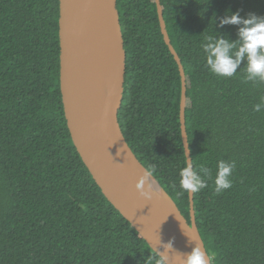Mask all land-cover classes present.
Instances as JSON below:
<instances>
[{"label":"trees","instance_id":"trees-1","mask_svg":"<svg viewBox=\"0 0 264 264\" xmlns=\"http://www.w3.org/2000/svg\"><path fill=\"white\" fill-rule=\"evenodd\" d=\"M187 76L193 168L211 170L194 193L212 264H264V83L206 65L209 35L238 41L227 14L264 17V0H161ZM126 50L118 117L125 138L190 221L182 141L181 75L156 0H117ZM59 0H0V264H156L146 240L103 194L73 143L60 88ZM235 162L217 194L218 161Z\"/></svg>","mask_w":264,"mask_h":264},{"label":"water","instance_id":"water-1","mask_svg":"<svg viewBox=\"0 0 264 264\" xmlns=\"http://www.w3.org/2000/svg\"><path fill=\"white\" fill-rule=\"evenodd\" d=\"M60 88L68 128L84 164L109 202L119 210L166 264H185L196 244L208 253L199 231L194 193L190 221L159 180L139 160L125 135L119 111L124 97L126 50L117 0H59ZM165 43L181 75L180 121L187 163L193 165L186 126L187 76L171 43L161 0H156ZM150 172L148 181L144 173ZM151 184L153 196L137 184ZM171 243V248L167 245Z\"/></svg>","mask_w":264,"mask_h":264},{"label":"clouds","instance_id":"clouds-1","mask_svg":"<svg viewBox=\"0 0 264 264\" xmlns=\"http://www.w3.org/2000/svg\"><path fill=\"white\" fill-rule=\"evenodd\" d=\"M238 25V41H231L224 35L205 37L202 44L206 58V65L209 70L219 77H233L242 63L245 73L244 82L264 83V17L256 14H249L242 17L239 12L227 14L219 20V26ZM254 111L264 110V97L260 98V103L254 105ZM235 162L220 160L216 166L215 192L217 194L231 188V176L235 168ZM150 172L144 173V181H148ZM179 187L189 193L200 191L208 187V179L211 178V170L206 166H201L199 171L193 168L191 161L187 163L179 172ZM151 184L144 186L137 184L140 195L146 199H151L153 192ZM171 248V243L167 245ZM159 258L156 264H166L167 255L158 252ZM210 257L199 244H196L192 251L186 255L185 264H209Z\"/></svg>","mask_w":264,"mask_h":264}]
</instances>
